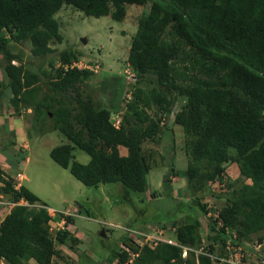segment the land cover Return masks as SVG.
<instances>
[{
	"label": "trees",
	"instance_id": "obj_1",
	"mask_svg": "<svg viewBox=\"0 0 264 264\" xmlns=\"http://www.w3.org/2000/svg\"><path fill=\"white\" fill-rule=\"evenodd\" d=\"M148 4L150 10L139 18L128 54L139 86L119 128L112 124V110L100 107L82 88L95 72L65 69L79 61L71 51L60 53L61 65L54 73L14 64L22 58L12 44L29 43L33 55L44 57L55 51L53 43L63 42L56 15L66 5L86 16H111L121 22L127 6ZM0 55V103L9 97L15 112L31 110L37 123L64 135L67 143L55 147L50 156L86 187L122 183L128 190L146 193L152 164L144 144L159 140L163 119L185 98L175 123L185 134L184 176L192 198L188 203L200 214L212 211L209 226L215 244L225 246L229 239L251 243L264 232V0H0ZM50 66L53 69L54 63ZM42 78L52 93L40 98ZM120 147L128 150L127 156L121 155ZM77 149L90 156L88 164L76 161ZM23 160L21 156L7 164L16 170ZM229 163L238 167L243 179L238 186L226 179ZM0 184L13 203H28L14 206L0 222V264H58L66 259L58 245L77 253L70 243L79 238L70 230L52 236L53 218L37 195L24 185L16 188L14 177L1 168ZM214 184L225 187L218 193L211 190ZM210 190L224 201L221 208L209 211L202 202ZM65 217L71 226L74 217L61 215ZM191 219L174 221L172 236L180 246L203 248L202 253L190 252L183 259L177 245L135 247L125 236L122 243L138 256L131 262L122 247L113 250L109 263L214 264V244L202 247V224L198 216ZM228 229L234 234L230 238ZM140 240L139 236L135 242ZM263 240L261 235L258 242Z\"/></svg>",
	"mask_w": 264,
	"mask_h": 264
},
{
	"label": "rangeland",
	"instance_id": "obj_2",
	"mask_svg": "<svg viewBox=\"0 0 264 264\" xmlns=\"http://www.w3.org/2000/svg\"><path fill=\"white\" fill-rule=\"evenodd\" d=\"M149 10L150 4L127 6V17L118 22L111 16H86L66 5L56 15L63 42L53 43L51 47L55 51L44 57L33 55L29 43L12 44L13 52L22 58V61H15L14 64H24L34 72L51 70L54 73L61 65L60 53L69 50L79 58L78 64L81 67L88 65L95 72V76L82 86L85 93L93 96L100 107H115L116 114L126 112L129 101L127 95L134 93L139 86L138 82L132 86L126 80L130 79L127 72H132L128 64L129 49L138 29L139 18ZM51 62L54 63L53 69ZM42 80L40 98L52 93L46 79ZM130 98H133V94ZM184 103L185 99H180L173 112H178ZM0 108L3 109L0 115V168L14 177L16 188L21 186L19 183H22L25 176L23 185L37 195L42 203L47 204V210L54 216L51 226L53 237L59 230L68 229L79 238L77 243H70L77 253L70 251L68 247L57 246L66 258L57 261L58 264H110L108 259L113 250L121 249L122 246H126L127 250L131 248L122 243L123 237L132 238L134 244L131 245L135 247L143 246L146 244L144 240L135 242L137 233L156 232L153 237L166 242L171 238L174 221L177 220L180 224L197 216L202 224V246L209 248L214 243V233L207 230L210 221L206 222V215L200 214L196 206L188 203L192 198L184 176L188 168L185 134L183 128L174 122V115L166 120L158 141L144 144V151L151 156L152 169L148 176L147 192L136 193L128 190L122 183L84 186L69 169L60 167L50 156L55 147L67 143L64 135L49 126L44 127L41 122L37 123L32 112L25 108L15 112L9 104V97H5L0 103ZM15 152L18 157L14 156ZM75 155L76 161L81 164L90 162V156L79 149L75 151ZM21 156L30 161L23 165L21 174H17L10 170L7 162H15ZM226 165L227 181L236 186L243 183L238 167L231 163ZM168 176L171 181H168ZM1 186L0 184V221L14 207L13 197L5 194ZM222 186L214 184L211 190L220 193L218 190ZM125 190L129 192L126 193ZM211 190L202 200L208 204L209 211L224 205V201L216 199ZM152 194H156V197H152ZM20 204L28 205L25 201ZM62 214L74 217V223L67 226L66 217L62 219ZM128 230L132 232L129 233ZM103 232L105 236L102 235ZM261 235L264 237V232L255 235L251 244L258 243ZM193 249L197 251L196 248ZM188 257L189 254L186 258ZM30 261L26 264H38Z\"/></svg>",
	"mask_w": 264,
	"mask_h": 264
},
{
	"label": "built area",
	"instance_id": "obj_3",
	"mask_svg": "<svg viewBox=\"0 0 264 264\" xmlns=\"http://www.w3.org/2000/svg\"><path fill=\"white\" fill-rule=\"evenodd\" d=\"M78 63H74L72 68L73 67H78V68H84L85 67V66L81 67ZM127 73H128L127 75H129L128 77H130L129 80L136 81L135 73H133V72H127ZM215 216L217 217V214H215ZM153 234H157V233L154 232ZM153 234L152 233H149V234L148 233H146V234L137 233L135 238L137 239L140 236L141 240L142 241L144 240L146 242V244L152 243L154 245H158L160 242H162V240L158 237H155V236L153 237ZM230 240L231 239H229L227 241V243L224 247L223 254L212 256L214 263H216V264H250L249 261L245 260V258L248 259V258L253 256V253H251L249 248H247L248 243L245 242L242 244H234ZM166 242L170 243V244H175L173 238H170ZM123 248L131 256V262L138 256L137 254L132 252L131 249L127 250L126 246H123ZM182 248H183V253H182L183 258H186L190 252H195L197 254H200L203 252V248L201 250H197V251H195L193 248H189V247H182ZM262 248H263V246L261 244L253 247L255 253H257V254H259L262 251ZM256 264H264V256L261 259H259L256 262Z\"/></svg>",
	"mask_w": 264,
	"mask_h": 264
},
{
	"label": "clouds",
	"instance_id": "obj_4",
	"mask_svg": "<svg viewBox=\"0 0 264 264\" xmlns=\"http://www.w3.org/2000/svg\"><path fill=\"white\" fill-rule=\"evenodd\" d=\"M73 7V6H72ZM75 8V7H74ZM62 10V9H61ZM60 10V11H61ZM78 10V9H77ZM59 11V12H60ZM58 12V13H59ZM57 13V14H58ZM58 20V19H57ZM60 24V23H59ZM130 50V49H129ZM78 62H80V61H74V63H78ZM73 63V64H74ZM73 64L72 65H69V64H67V65H65V69L67 70V69H69V68H72V66H73ZM84 68H89L90 70H92V68L90 67V66H85ZM132 72L133 73H135V75H136V81H131V80H129V79H126L127 81H129L130 83H131V85L132 86H134V85H136V83L138 82V74L134 71V70H132ZM132 94L133 93H130V94H128L127 95V97H128V102H127V104L130 102V101H132V99L133 98H130V96L132 97ZM131 99V100H130ZM183 99V98H182ZM185 99V98H184ZM185 102H186V99H185ZM185 104V103H184ZM183 104V105H184ZM182 105V106H183ZM182 106H181V109H182ZM111 109V108H110ZM181 109L178 111V112H180L181 111ZM30 113H31V110H28ZM178 112H176V113H174V112H172V114L170 115V116H168V117H166V118H164L163 119V121H162V123H161V125H162V127L165 125V122H166V120H168V118H170L172 115H174L173 117V119H174V122H175V116H176V114L178 113ZM124 113L125 112H122V113H115V112H112V115H111V121H112V124L116 127V128H119L120 127V123L122 122V118H123V116H124ZM21 203V202H20ZM20 203H17V204H20ZM16 203H13L12 202V205H14V206H16L17 205ZM49 214L52 216V218H54V216H53V214H52V212H49ZM212 212H210V213H208V215L206 216V219H204L206 222H208L209 221V218L212 216ZM217 214V213H216ZM215 215V214H214ZM1 222V221H0ZM210 223L208 222V225H209ZM174 229H171V238H173V236H172V231H173ZM207 230L209 231L210 230V226H208V228H207ZM129 231V230H128ZM130 232H132V231H129V233ZM227 234H228V238H230L231 237V235L233 236L234 234L232 233V230H230V229H228L227 230ZM173 240H174V242H175V239L173 238ZM227 243V242H226ZM243 243H245V242H243ZM246 243H248V242H246ZM214 244V253L212 254V256H215V255H219V254H223V252H224V247L225 246H222V245H219V244H215V243H213ZM212 244V245H213ZM259 244H261L262 246H263V248H262V251L259 253V254H262V255H259V254H257V253H255V251H254V249H253V247H255L256 245H259ZM144 245H147V244H144ZM143 245V246H144ZM172 245H177V246H179V247H185V246H180L179 244H177L176 242H175V244H172ZM143 246H139V247H143ZM123 247V246H122ZM203 247V246H202ZM211 247V246H210ZM209 247V248H210ZM218 247V248H217ZM191 248V247H190ZM247 248H249V250L251 251V253H253V256L252 257H250V258H248L247 259V261H249L250 262V264H256V262L259 260V259H261L263 256H264V240L260 243V242H258V243H256V244H251V243H248V246H247ZM182 253H183V248H182ZM182 253H181V256H182ZM254 256H255V258H254ZM182 258H183V256H182ZM183 259H186V258H183ZM214 262V261H213ZM214 264H216V263H214Z\"/></svg>",
	"mask_w": 264,
	"mask_h": 264
},
{
	"label": "crops",
	"instance_id": "obj_5",
	"mask_svg": "<svg viewBox=\"0 0 264 264\" xmlns=\"http://www.w3.org/2000/svg\"><path fill=\"white\" fill-rule=\"evenodd\" d=\"M111 110H112V112H114V111H116L115 110V107H111ZM10 123V122H9ZM9 123H8V125H9ZM11 124H13V123H10V125ZM14 125V124H13ZM13 127V126H12ZM119 150H120V153H121V155H123V156H127L128 155V150L125 148V147H120L119 148ZM15 155H17V153L15 152ZM30 160H29V158H26L25 160H23L18 166H17V168L18 169H16V170H11V168H10V170L11 171H15V173H17V174H21V172H22V168H23V165L26 163V164H28V162H29ZM3 169V168H2ZM4 170V169H3ZM9 170V171H10ZM4 171H6V170H4ZM8 173V172H7ZM23 180H25V176H23ZM23 180H22V183H19L20 185H23ZM34 260H31L30 262H33ZM35 262V261H34Z\"/></svg>",
	"mask_w": 264,
	"mask_h": 264
},
{
	"label": "water",
	"instance_id": "obj_6",
	"mask_svg": "<svg viewBox=\"0 0 264 264\" xmlns=\"http://www.w3.org/2000/svg\"><path fill=\"white\" fill-rule=\"evenodd\" d=\"M102 235H104V236H105V233L103 232V233H102Z\"/></svg>",
	"mask_w": 264,
	"mask_h": 264
}]
</instances>
